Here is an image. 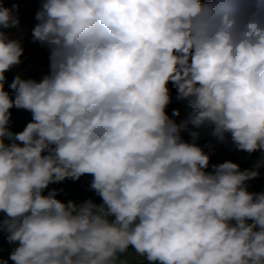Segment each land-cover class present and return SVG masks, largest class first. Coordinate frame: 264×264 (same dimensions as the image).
Masks as SVG:
<instances>
[{
  "label": "clouds",
  "instance_id": "1",
  "mask_svg": "<svg viewBox=\"0 0 264 264\" xmlns=\"http://www.w3.org/2000/svg\"><path fill=\"white\" fill-rule=\"evenodd\" d=\"M35 19L48 64L9 84L23 36L0 3V264H264V0H41ZM213 141L259 156L211 164ZM86 175L100 203L49 187Z\"/></svg>",
  "mask_w": 264,
  "mask_h": 264
},
{
  "label": "trees",
  "instance_id": "2",
  "mask_svg": "<svg viewBox=\"0 0 264 264\" xmlns=\"http://www.w3.org/2000/svg\"><path fill=\"white\" fill-rule=\"evenodd\" d=\"M0 3H3L5 7L12 9L13 14L19 19V27L18 29H13L15 31L14 36H23V47L24 54L22 56V63L16 67H14L11 71H9L7 75L8 83L10 84L13 80L14 76L17 74L22 75L26 78H33L34 70L37 63L41 60L48 61V50L46 47L41 46L39 43H32L31 39V30L36 25L37 21L35 19V15L37 11L41 7V0H0ZM5 31H10V29H6ZM6 90L11 91L7 88ZM175 96L173 97V102L168 106L167 112L169 116H171L172 111L174 109L179 110L180 115L177 117H173L179 123L180 121L187 118L189 113L192 111L187 100L185 101H176ZM11 121L9 124V129L13 132H20L26 126V124L32 120V115L30 112L24 110H17L15 108L11 109ZM183 138L188 141L190 137L187 133H183ZM8 142V141H6ZM205 139H201L199 143H205ZM235 150L232 152L234 155ZM238 154L242 156L241 162L249 159V154L245 152H239ZM224 162L222 158H220L216 153L211 155V164H218ZM210 170V169H209ZM91 182V176H83L79 181L73 182L71 180H65L58 184H52V188L55 189H63V191L58 195V199L63 202H67L69 200H74L76 203H80L88 198H91L96 203H100L101 199L96 196L94 191L89 188V184ZM249 190L253 192L264 191V186L259 184H251L249 182ZM47 194V190L45 191ZM251 223V221H248ZM0 257L4 259H8L9 255L5 252L2 247L1 239H0ZM9 264H12L9 261Z\"/></svg>",
  "mask_w": 264,
  "mask_h": 264
},
{
  "label": "rangeland",
  "instance_id": "3",
  "mask_svg": "<svg viewBox=\"0 0 264 264\" xmlns=\"http://www.w3.org/2000/svg\"><path fill=\"white\" fill-rule=\"evenodd\" d=\"M22 27H19V29ZM9 32L11 35H15V31H13V29H10ZM48 64V61L46 60H41L37 63V65L35 66V70H34V79H39L40 76L43 74V69L46 68ZM171 87V86H170ZM176 95V91L173 88L172 89V96ZM213 143L215 144V141H213ZM204 143H201V145H203ZM209 149H205V151H208ZM234 150H229V148L225 147L224 145H220V144H215V149L213 153H216L220 158L223 159V161H228L231 160L235 163H238L240 165L241 170L244 169H250L252 167L253 162L258 158L259 153H253L251 155H249V159L244 160V162H241V158L242 156L240 154L237 153V151H235L234 155H232V152ZM260 177L257 179H254L252 181H250L251 184H259L261 186H264V168L260 169ZM50 188H52V186H49ZM79 204V203H78ZM6 233H0V239H1V243H2V247L5 250V252L9 255L13 245H10L7 242L6 239ZM134 258V257H133ZM144 264H147L146 261H144Z\"/></svg>",
  "mask_w": 264,
  "mask_h": 264
}]
</instances>
